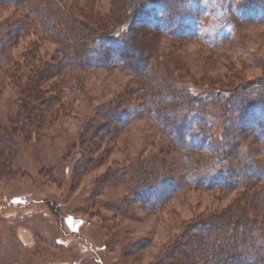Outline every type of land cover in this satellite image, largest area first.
Returning a JSON list of instances; mask_svg holds the SVG:
<instances>
[{"label":"rangeland","instance_id":"rangeland-1","mask_svg":"<svg viewBox=\"0 0 264 264\" xmlns=\"http://www.w3.org/2000/svg\"><path fill=\"white\" fill-rule=\"evenodd\" d=\"M56 1L57 8L70 10L102 31L123 20L129 3ZM232 2L210 0L209 7L229 12ZM26 12L23 0L0 2V24L23 19ZM215 23L220 30L212 47L158 34L144 29L146 24L135 23L134 28L142 33L150 55L159 52L174 62L166 63L169 78L193 87L197 96L236 79L263 82L264 24L238 23L234 33L227 21ZM16 34L11 44L0 48V123L8 126L7 117L18 102L6 63L19 59L35 38L28 30ZM57 46L48 39L36 49L50 58L59 56ZM72 74L81 87L71 90L76 99L65 115L39 131L20 124L12 136L16 151L11 172L0 174V264H162L189 223L217 215L235 201L243 206L242 188L205 189L194 184L188 173L195 161L211 163L212 155L184 151L174 143L150 110L142 77L103 67L74 69ZM125 92L130 97L124 108L130 105L134 112L128 107L127 117H101L103 105L115 103ZM215 104L211 100L205 108ZM241 146L239 154L249 156L264 177L260 144L246 134ZM164 177L172 181L165 183ZM251 182L256 196L249 202L247 217L264 235V178ZM250 245L256 252L246 249L252 259H264V240Z\"/></svg>","mask_w":264,"mask_h":264},{"label":"trees","instance_id":"trees-1","mask_svg":"<svg viewBox=\"0 0 264 264\" xmlns=\"http://www.w3.org/2000/svg\"><path fill=\"white\" fill-rule=\"evenodd\" d=\"M5 1L21 0H0ZM23 1L26 16L0 24V48L11 44L18 30H28L35 36L33 45L30 43L19 59L6 63L11 67L9 80L16 87L18 105L7 117L9 126L0 123V174L10 175L11 156L16 151L12 136L22 128L20 124H31L39 131L72 106L76 98L71 90L81 87L72 74L74 69L129 70L142 77L150 110L174 143L184 151L212 155L211 163L195 161L188 173L194 184L205 189L242 188L239 201H244L243 206L235 201L231 204L234 206H227L217 215L189 223L162 264H264V259H252L253 254L246 250L254 253L250 242L264 240L261 231L255 230L259 226L247 217L249 202L256 196L251 179L264 177L249 156L239 154L246 134L252 135L264 150V81L236 79L231 85L197 96L193 87L169 78L166 63L174 62L159 52L156 57L150 55L151 50L141 41L142 33L134 28L135 23L146 24L144 29L158 34L196 39L212 47L220 30L215 22L227 21L234 33L238 23L264 24V0H232L229 12L209 7L210 0H129L123 20L106 31L94 29L70 10L57 8L56 0ZM209 19L210 24L214 23L212 27ZM48 39L57 43L59 56L47 58L36 49L38 43ZM129 97L130 92H125L115 103L103 105L101 117H127L125 108L130 105H124ZM211 100L216 104L206 109ZM171 181L163 178L165 183Z\"/></svg>","mask_w":264,"mask_h":264}]
</instances>
